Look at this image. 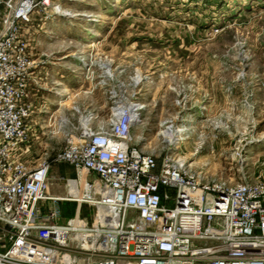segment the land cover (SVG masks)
<instances>
[{
  "label": "built area",
  "instance_id": "built-area-1",
  "mask_svg": "<svg viewBox=\"0 0 264 264\" xmlns=\"http://www.w3.org/2000/svg\"><path fill=\"white\" fill-rule=\"evenodd\" d=\"M60 12L52 0H0V264H264V165L229 183L169 155L158 164L132 144L140 109L127 104L106 124L82 119L53 161L75 177L49 196L51 162L25 160L40 112L30 90L45 67L35 70L31 31ZM62 202L92 209V222L77 212L59 224Z\"/></svg>",
  "mask_w": 264,
  "mask_h": 264
},
{
  "label": "rangeland",
  "instance_id": "rangeland-1",
  "mask_svg": "<svg viewBox=\"0 0 264 264\" xmlns=\"http://www.w3.org/2000/svg\"><path fill=\"white\" fill-rule=\"evenodd\" d=\"M56 6L51 38L46 24L31 31L35 70L45 65L53 89L37 93L50 106L46 118L32 116L29 166L47 158L56 185L61 163L53 161L88 112L103 125L112 107L132 102L140 107L132 144L158 164L169 155L208 180L255 179L262 160L251 136L264 116H248L247 106L264 105V0H52ZM175 130L183 132L174 139ZM82 214L92 222V209Z\"/></svg>",
  "mask_w": 264,
  "mask_h": 264
},
{
  "label": "crops",
  "instance_id": "crops-1",
  "mask_svg": "<svg viewBox=\"0 0 264 264\" xmlns=\"http://www.w3.org/2000/svg\"><path fill=\"white\" fill-rule=\"evenodd\" d=\"M59 22L56 21V20H50L46 23V30H44L43 34L45 38L47 39H50L51 35L49 34V29L51 27V25H57ZM45 28V27H44ZM46 68H42L40 69L39 71H37V73L41 74L43 77L42 79L39 78V81H40V84H43L42 86H38V87H34L35 89H33V91L35 92L31 98H34L33 101H34V104H35V107H38L40 112H37L38 114H45V118L47 117L46 115H48L49 113V106H50V103L44 99V97H37L38 94L37 93H42V91H47V92H51V87H46L47 86V83L46 81L48 80L47 79V74L45 73H42L43 70H45ZM46 72V71H45ZM45 76V77H44ZM43 80V81H42ZM37 97V98H36ZM37 100V101H36ZM248 107V113L247 115L248 116H251L252 114L253 115H263L264 116V105L263 107H258V110L257 108L255 107V104L252 105V107L250 106H247ZM253 109V110H252ZM260 113V114H259ZM41 121L40 122H43L42 118L40 119ZM46 120H44L45 122ZM35 122V121H34ZM39 124V123H37ZM262 130L260 132H255L254 135L251 136V140L252 142L255 143V149L256 150H259L260 151V160H262V163L264 165V125L263 127L261 128ZM31 154V149H29V152L26 154V158ZM75 177V173H74V170L69 166L67 165L66 163H61L60 165V168L58 170V176H57V182L56 185H52L50 184V188H49V196L51 197H64L66 195V187L64 185V183L62 181L59 180V178H63V179H73ZM77 212H80V209L76 208V212L75 214H77Z\"/></svg>",
  "mask_w": 264,
  "mask_h": 264
},
{
  "label": "trees",
  "instance_id": "trees-1",
  "mask_svg": "<svg viewBox=\"0 0 264 264\" xmlns=\"http://www.w3.org/2000/svg\"><path fill=\"white\" fill-rule=\"evenodd\" d=\"M76 204L72 203V202H62L60 204V211H61V215L64 217H67V219H70L72 217H74L75 212H76ZM82 209L83 206H81L80 208V212L79 215L80 217H83L84 215L82 214Z\"/></svg>",
  "mask_w": 264,
  "mask_h": 264
},
{
  "label": "bare ground",
  "instance_id": "bare-ground-1",
  "mask_svg": "<svg viewBox=\"0 0 264 264\" xmlns=\"http://www.w3.org/2000/svg\"><path fill=\"white\" fill-rule=\"evenodd\" d=\"M126 106H129V107H131L132 109H135V108H136V109H137V108L140 109V107L137 106V105L134 104V103H127ZM136 106H137V107H136ZM134 117H135V116H134ZM63 122H67V121L65 120V121H63ZM182 132H183V130H179V131H176V130H175V131L173 132V134H172V135H173L172 138L175 139V138L178 137ZM178 141H179V140H178ZM178 141H177V142H178ZM175 143H176V142H175ZM72 185H73V186H72V192L75 193V192H76L75 189H74V186H75V185H74V184H72Z\"/></svg>",
  "mask_w": 264,
  "mask_h": 264
}]
</instances>
